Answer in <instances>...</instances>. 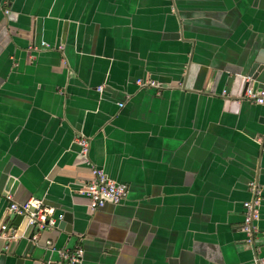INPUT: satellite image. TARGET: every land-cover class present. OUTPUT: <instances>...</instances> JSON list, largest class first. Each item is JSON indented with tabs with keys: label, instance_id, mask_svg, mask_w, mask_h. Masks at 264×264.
<instances>
[{
	"label": "crops",
	"instance_id": "1",
	"mask_svg": "<svg viewBox=\"0 0 264 264\" xmlns=\"http://www.w3.org/2000/svg\"><path fill=\"white\" fill-rule=\"evenodd\" d=\"M259 52L264 0H0V264L76 246L81 264H264V106L224 107ZM92 166L127 198L91 211ZM5 194L71 213V233L13 226Z\"/></svg>",
	"mask_w": 264,
	"mask_h": 264
},
{
	"label": "built area",
	"instance_id": "2",
	"mask_svg": "<svg viewBox=\"0 0 264 264\" xmlns=\"http://www.w3.org/2000/svg\"><path fill=\"white\" fill-rule=\"evenodd\" d=\"M135 84L137 86H157L155 81H143L141 79H137ZM262 84L263 89L257 92L254 83H249L245 90L244 98L253 104L264 106V81ZM98 90L100 91L101 88ZM76 143L80 147L81 156L87 161L89 141L83 135H80V137L76 138ZM91 176V180L79 191L81 195L87 198L91 211L103 208L107 204L118 205L127 198L128 187L109 178L102 169L92 166ZM248 190L251 198L242 204V230L247 233V240L250 241V235L256 231L254 223L259 219L258 207L262 200V195L255 181L249 182ZM5 199L9 203L8 211L14 216L25 217L27 219V227L34 229L36 234L39 231L55 229L58 222L63 219L62 214H57L55 209L46 206L40 199L30 198L21 204L13 202L10 194L6 195ZM9 229L10 227L7 225H2L0 227V238L6 241L15 239L13 235H8ZM32 238L35 239L36 235ZM57 253L64 264H81L84 251L81 246H76L71 251L61 250L57 251Z\"/></svg>",
	"mask_w": 264,
	"mask_h": 264
},
{
	"label": "water",
	"instance_id": "3",
	"mask_svg": "<svg viewBox=\"0 0 264 264\" xmlns=\"http://www.w3.org/2000/svg\"><path fill=\"white\" fill-rule=\"evenodd\" d=\"M164 38L177 40L180 38V33L166 34L164 35ZM263 57H264V52H259L258 56L255 58L254 62L252 63L250 69L244 75H238L235 77L234 83H233V86L230 92L228 93L227 97L224 98L225 99L224 107H227L230 110H234L239 107V104L242 101H248L247 99L244 98V93H245L247 86L250 83V80L255 82L254 87L255 89H257V92H260V90L263 89V84H262L263 81L260 80V76L264 72V58ZM120 105L119 107H121ZM57 214H62L63 219L58 222L56 227L60 230L66 231L67 233H71L72 214L68 212L67 213L59 212ZM22 223H24V225L26 226L27 219L22 216H15L13 226L18 227Z\"/></svg>",
	"mask_w": 264,
	"mask_h": 264
},
{
	"label": "flooded vegetation",
	"instance_id": "4",
	"mask_svg": "<svg viewBox=\"0 0 264 264\" xmlns=\"http://www.w3.org/2000/svg\"><path fill=\"white\" fill-rule=\"evenodd\" d=\"M258 212H259V207H258ZM259 217H260V215H259ZM258 220H259V219H258ZM256 223H257V221L254 223L255 228H256ZM240 230H241V232H242V233L244 234V236H245V238H244V243H245L247 246L251 247V248L255 251V250H256L255 238H256L257 230H256L255 232H253V233L250 235V241L247 240V239H248V235H247V233H245V232L242 230V224H241V226H240ZM256 261L259 262V260H257V259H256Z\"/></svg>",
	"mask_w": 264,
	"mask_h": 264
}]
</instances>
